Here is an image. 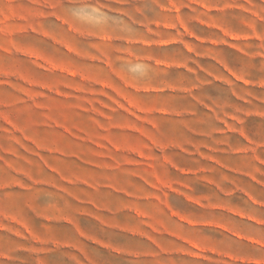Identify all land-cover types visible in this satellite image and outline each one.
<instances>
[{"label": "rangeland", "instance_id": "obj_1", "mask_svg": "<svg viewBox=\"0 0 264 264\" xmlns=\"http://www.w3.org/2000/svg\"><path fill=\"white\" fill-rule=\"evenodd\" d=\"M0 264H264V0H0Z\"/></svg>", "mask_w": 264, "mask_h": 264}]
</instances>
